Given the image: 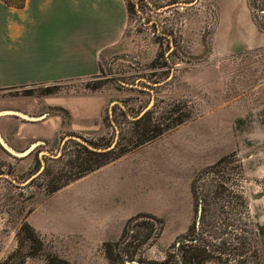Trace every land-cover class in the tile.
Segmentation results:
<instances>
[{
  "label": "rangeland",
  "instance_id": "1",
  "mask_svg": "<svg viewBox=\"0 0 264 264\" xmlns=\"http://www.w3.org/2000/svg\"><path fill=\"white\" fill-rule=\"evenodd\" d=\"M240 1L126 0L123 48L97 77L36 89L54 96L102 91L110 105L100 134L57 139L51 151L33 154L29 170L21 160L0 162V264L18 249L32 252L33 231L44 243L40 254L108 264L104 244L119 241L134 218L130 251L147 241L137 259L163 264L186 236H196L199 186L226 157L233 162L229 183L248 201L264 264V0ZM75 139L129 152L103 172L110 175L97 173L88 185L74 182L50 195V181L70 180L87 157Z\"/></svg>",
  "mask_w": 264,
  "mask_h": 264
},
{
  "label": "crops",
  "instance_id": "2",
  "mask_svg": "<svg viewBox=\"0 0 264 264\" xmlns=\"http://www.w3.org/2000/svg\"><path fill=\"white\" fill-rule=\"evenodd\" d=\"M129 23L126 0H24L22 8L0 0V136L16 152L28 151L15 157L0 144V162L21 160L29 170L33 154L51 151L57 139L100 134L108 93L54 96L36 89L97 77L103 62L123 48ZM110 164L74 182L88 185L97 173L110 175L103 173Z\"/></svg>",
  "mask_w": 264,
  "mask_h": 264
},
{
  "label": "trees",
  "instance_id": "3",
  "mask_svg": "<svg viewBox=\"0 0 264 264\" xmlns=\"http://www.w3.org/2000/svg\"><path fill=\"white\" fill-rule=\"evenodd\" d=\"M4 1L12 7H24V0L20 3ZM127 6L130 13L129 5ZM25 94L31 95L32 91H27ZM84 142L86 144L76 142V145L87 154V157L79 163L78 171L64 183L54 184L50 181L48 194H55L72 182L101 169L129 152L120 151L117 148L98 152L88 147L89 144L99 147L97 144ZM231 164L233 162L226 157L207 169L205 183L199 186V188L202 187L203 202L198 221L193 227L196 236H186L180 246L168 254L163 264H260L256 246V226L250 214L248 201L243 192L229 183L231 179L227 171ZM193 192L196 197L200 195L196 183ZM136 219L128 221L119 241L104 244V254L108 264H126L135 261L139 264H158L143 262L141 258L137 259L140 247L147 241L139 245V248L130 251V248L134 246L135 238H132L134 241H129L128 231ZM193 229H190L188 233H191ZM27 242L32 247V252L25 254L18 249L4 261V264H26L29 260L38 259L46 264H71L55 254H40L41 250L38 246L42 248L44 243L34 231L28 236Z\"/></svg>",
  "mask_w": 264,
  "mask_h": 264
},
{
  "label": "water",
  "instance_id": "4",
  "mask_svg": "<svg viewBox=\"0 0 264 264\" xmlns=\"http://www.w3.org/2000/svg\"><path fill=\"white\" fill-rule=\"evenodd\" d=\"M75 140H78V141H80V142H82V143H85L83 140H81V139H75ZM0 144L2 145V147L7 151V152H9L10 154H12L13 156H15V157H24V156H26L27 154H28V151L27 152H22V153H19V152H16L14 149H12L7 143H6V141L0 136ZM86 144V143H85ZM88 147L90 148V149H92V150H94V151H98V152H106V151H109V150H112L113 149V147H110V148H108V149H96V148H94V147H92V146H90V145H88ZM46 154V153H45ZM36 178V176L35 177H33L32 179H30V181H28V182H26L25 183V185H27V184H29L32 180H34ZM126 264H139L138 262H127Z\"/></svg>",
  "mask_w": 264,
  "mask_h": 264
}]
</instances>
